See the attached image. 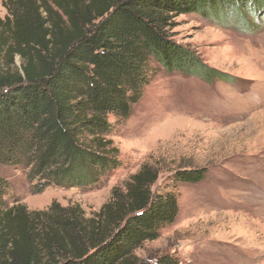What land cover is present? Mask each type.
<instances>
[{
	"label": "trees",
	"instance_id": "trees-1",
	"mask_svg": "<svg viewBox=\"0 0 264 264\" xmlns=\"http://www.w3.org/2000/svg\"><path fill=\"white\" fill-rule=\"evenodd\" d=\"M2 7L0 168L25 171L35 194L93 189L120 168L110 136L157 67L206 83L237 81L172 39L176 17L233 21L245 33L264 25V0H3ZM206 173L177 170L173 190L155 191L158 172L144 164L89 218L78 205L8 206L9 183L0 176V264H178L169 254L134 252L177 220L176 187Z\"/></svg>",
	"mask_w": 264,
	"mask_h": 264
},
{
	"label": "rangeland",
	"instance_id": "rangeland-1",
	"mask_svg": "<svg viewBox=\"0 0 264 264\" xmlns=\"http://www.w3.org/2000/svg\"><path fill=\"white\" fill-rule=\"evenodd\" d=\"M2 1L0 18L6 13ZM170 34L237 81L206 83L157 67L130 118L110 136L120 152L119 169L93 189L51 186L35 194L25 171L2 167L0 176L9 183L4 200L31 212L53 202L78 205L89 218L144 164L158 172L155 191L173 190L170 178L177 170L204 168L203 181L176 187L175 223L134 255L169 254L178 264H264V25L245 33L233 21L180 15Z\"/></svg>",
	"mask_w": 264,
	"mask_h": 264
}]
</instances>
